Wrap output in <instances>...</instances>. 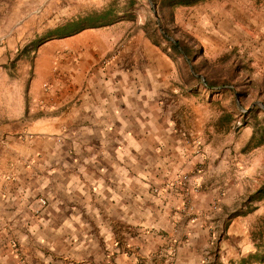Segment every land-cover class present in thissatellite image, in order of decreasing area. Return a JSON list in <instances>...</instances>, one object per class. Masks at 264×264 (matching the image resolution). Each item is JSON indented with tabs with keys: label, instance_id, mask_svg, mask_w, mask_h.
Segmentation results:
<instances>
[{
	"label": "crops",
	"instance_id": "obj_1",
	"mask_svg": "<svg viewBox=\"0 0 264 264\" xmlns=\"http://www.w3.org/2000/svg\"><path fill=\"white\" fill-rule=\"evenodd\" d=\"M90 28L39 46L17 100L4 81L0 264H238L256 253L248 222L264 209L236 212L200 128L171 114L169 58L148 49L147 64L124 67L114 34ZM188 172L191 189L178 177Z\"/></svg>",
	"mask_w": 264,
	"mask_h": 264
},
{
	"label": "rangeland",
	"instance_id": "obj_2",
	"mask_svg": "<svg viewBox=\"0 0 264 264\" xmlns=\"http://www.w3.org/2000/svg\"><path fill=\"white\" fill-rule=\"evenodd\" d=\"M263 8L264 0H205L174 8L162 0H7L0 11L1 100L6 80L7 101L26 94L37 48L65 24L88 17L106 22L98 28L114 34L112 47L124 67H143L148 49L169 58L171 114L186 116L188 129L200 128L201 148L209 145L212 165L219 168L213 176L230 182L236 212L248 213V195L264 185ZM176 40L196 46V57L174 47ZM205 79L216 85L207 87ZM193 175L178 174L186 176L184 188ZM253 205L264 209V200ZM250 215V237L262 252L264 211Z\"/></svg>",
	"mask_w": 264,
	"mask_h": 264
},
{
	"label": "trees",
	"instance_id": "obj_3",
	"mask_svg": "<svg viewBox=\"0 0 264 264\" xmlns=\"http://www.w3.org/2000/svg\"><path fill=\"white\" fill-rule=\"evenodd\" d=\"M155 4H157L158 0H153ZM165 5L169 7H178V6H192L195 4H198L205 0H162ZM91 19V20H89ZM106 22L99 23L94 20V18H84V19H78V21H72L63 26L61 30L57 33L56 37H65L72 34H75L85 28L90 27H99L102 25H105ZM181 46L182 53L187 56L189 59H194L197 55V47L196 46H189L187 44H182L180 40H176V44L173 46ZM194 70H196V66L193 65ZM205 83L207 87L212 88L216 85L215 81L205 79ZM254 139V137H253ZM252 141V139H251ZM250 141V142H251ZM264 200V185L259 187L256 191L249 194L246 200V204L250 205L248 208V212H251L257 208L256 205H253L254 202H260ZM255 261L264 262V251L262 252H256V253H250L248 257L241 258L238 262V264H251ZM234 264V263H233Z\"/></svg>",
	"mask_w": 264,
	"mask_h": 264
},
{
	"label": "built area",
	"instance_id": "obj_4",
	"mask_svg": "<svg viewBox=\"0 0 264 264\" xmlns=\"http://www.w3.org/2000/svg\"><path fill=\"white\" fill-rule=\"evenodd\" d=\"M185 177L186 176H181L180 178H179V181H181L183 184H185L186 183V179H185ZM43 203H46V200H43ZM15 248L17 247V246H14Z\"/></svg>",
	"mask_w": 264,
	"mask_h": 264
}]
</instances>
